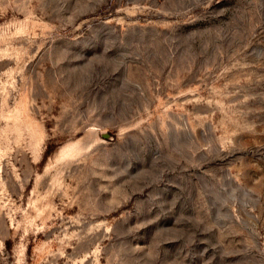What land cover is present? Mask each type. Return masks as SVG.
<instances>
[{
    "label": "rangeland",
    "instance_id": "rangeland-1",
    "mask_svg": "<svg viewBox=\"0 0 264 264\" xmlns=\"http://www.w3.org/2000/svg\"><path fill=\"white\" fill-rule=\"evenodd\" d=\"M0 264H264V0H0Z\"/></svg>",
    "mask_w": 264,
    "mask_h": 264
}]
</instances>
